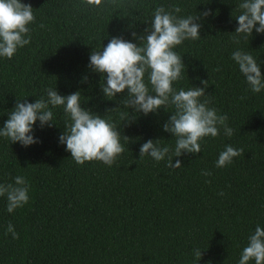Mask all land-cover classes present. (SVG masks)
I'll list each match as a JSON object with an SVG mask.
<instances>
[{
  "label": "trees",
  "instance_id": "trees-1",
  "mask_svg": "<svg viewBox=\"0 0 264 264\" xmlns=\"http://www.w3.org/2000/svg\"><path fill=\"white\" fill-rule=\"evenodd\" d=\"M21 2L32 6L35 21L28 26L31 42L11 59L0 57V128L16 99H46L48 88L62 96L80 91L81 107L115 124L125 151L111 166L78 165L59 142L69 122L63 107L52 109L51 127L33 126L38 143L23 147L0 137V183L21 175L30 185L29 203L12 213L0 197V264H195L197 248V264H239L248 237L264 228V90L251 92L231 58L237 49L249 52L264 75V33L253 29L234 42L241 0H103L100 7L83 0ZM161 5L180 6L179 16L213 13L200 21V39L174 49L186 71L173 87H203L208 80L201 99L211 98L209 107L227 114L235 130L231 137L221 129L204 138L201 153L174 157L179 168L167 167V157H139L149 139L174 149L175 138L162 130L174 109L132 112L121 102L127 90L105 97L106 74L89 68L91 52L113 37L139 44L132 33H144ZM226 145L244 154L217 168ZM205 170L212 175H202ZM9 223L18 239L6 234Z\"/></svg>",
  "mask_w": 264,
  "mask_h": 264
},
{
  "label": "clouds",
  "instance_id": "clouds-1",
  "mask_svg": "<svg viewBox=\"0 0 264 264\" xmlns=\"http://www.w3.org/2000/svg\"><path fill=\"white\" fill-rule=\"evenodd\" d=\"M83 3L100 7L103 0H83ZM237 8L240 14L235 18L238 24L234 32L235 43L238 44L241 37L251 36L253 29L258 34L264 33V0H241ZM181 12L182 8L178 5H172L168 9L163 5L158 6L149 28L139 36L132 33L139 44L122 37H113L102 51L93 50L89 57V68L102 74V77L106 74V83L101 84L105 97L114 98L127 90V96L121 102L126 108L132 109V112L145 116L156 113L159 109H174L162 125V130L175 138L174 149L167 145L161 146L160 139H149L139 150L141 158L148 155L159 162L167 157L166 166L169 168L182 166L179 159L173 163L174 157L201 153V141L204 138L217 137L221 129L226 137H231L235 132L227 123V114H219L216 108L209 107L211 98L201 99L207 95L205 89L209 86L208 80L201 81L203 87H190L187 90L173 87L174 82L183 79L186 71L182 56L174 49L185 40L200 39V21L213 14L211 10H205L195 15H177ZM34 21L30 4L22 3L21 0H0V57L11 59L18 49L31 42V29L28 26ZM231 58L238 65L251 92L260 93L264 90V75L261 74L256 57L237 49ZM81 96L80 91L62 96L55 88H48L46 99L42 97L34 103L16 99L8 119L0 128V137L6 138L10 143L19 142L23 147L38 143L32 134L33 126L39 121L41 128L45 125L51 127L54 115L52 109L63 107L69 122H66L59 142L66 145L70 157L78 165H83L86 161H100L111 166L125 151L121 144V133L115 124L103 116L81 107ZM123 139L129 140L127 136H123ZM243 154V148L226 145L219 153L216 167H227L233 163L234 158ZM202 175L211 176L212 173L205 170ZM29 189L27 179L21 175L14 177L12 183H0V197H6L9 213L29 203ZM219 195L223 196L224 192ZM7 233H11L14 240L19 238L11 223L7 226ZM201 255L202 250H193L195 264L201 259ZM250 261L264 264V228L260 226L248 237L239 264H249Z\"/></svg>",
  "mask_w": 264,
  "mask_h": 264
}]
</instances>
